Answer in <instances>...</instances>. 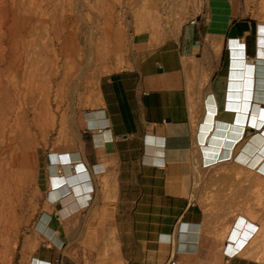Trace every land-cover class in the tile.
I'll list each match as a JSON object with an SVG mask.
<instances>
[{
    "label": "crops",
    "instance_id": "obj_1",
    "mask_svg": "<svg viewBox=\"0 0 264 264\" xmlns=\"http://www.w3.org/2000/svg\"><path fill=\"white\" fill-rule=\"evenodd\" d=\"M249 11L204 0L100 80L53 151L69 164L49 165L21 264H264V152L242 151L264 140V22Z\"/></svg>",
    "mask_w": 264,
    "mask_h": 264
},
{
    "label": "rangeland",
    "instance_id": "obj_2",
    "mask_svg": "<svg viewBox=\"0 0 264 264\" xmlns=\"http://www.w3.org/2000/svg\"><path fill=\"white\" fill-rule=\"evenodd\" d=\"M240 4L264 22V0ZM203 6L204 0H0V264L22 263L27 236L50 201L48 155L73 142L100 80L128 65L138 39L165 36Z\"/></svg>",
    "mask_w": 264,
    "mask_h": 264
},
{
    "label": "bare ground",
    "instance_id": "obj_3",
    "mask_svg": "<svg viewBox=\"0 0 264 264\" xmlns=\"http://www.w3.org/2000/svg\"><path fill=\"white\" fill-rule=\"evenodd\" d=\"M264 140H263V137H253V138H251V140L250 141H248V143L246 144V145H244V147L242 148V151H244V152H246V153H250V154H252V153H254L255 151H257V156H259V154H263V152H264V145H263V142ZM263 150V151H262ZM240 153V152H239ZM240 155V154H239ZM245 155V154H244ZM251 156V155H250ZM244 158H245V156H243ZM243 157L242 156H240L239 157V160L241 161V162H243L244 161V159H243ZM52 161L54 162V163H57V164H61V165H64V164H69V161L68 160H63V159H61V161H57V159L55 158V157H53V155H52ZM253 158H255V156L253 157ZM252 157H251V159H249V163L248 164H250V165H253L255 162H256V160H254ZM237 159V158H236ZM262 166L260 165V167L259 168H261ZM258 168V169H259ZM49 176V175H48ZM82 184H79L78 185V187H77V189H75V188H73V189H69V194L67 195L68 197H71V198H73V200H74V197L75 196H78L82 191H83V188H82ZM81 190H80V189ZM65 189V188H64ZM67 189V188H66ZM65 191H67V190H65ZM66 196V197H67ZM70 204V203H69ZM73 205V204H72ZM67 206V205H66Z\"/></svg>",
    "mask_w": 264,
    "mask_h": 264
},
{
    "label": "built area",
    "instance_id": "obj_4",
    "mask_svg": "<svg viewBox=\"0 0 264 264\" xmlns=\"http://www.w3.org/2000/svg\"><path fill=\"white\" fill-rule=\"evenodd\" d=\"M264 124H262L263 126ZM247 129H251L250 127H247ZM48 163L49 165H52L54 162L52 161V158H51V154L48 155ZM89 201H91V198L88 199V201L86 202V205H88ZM49 264V263H48Z\"/></svg>",
    "mask_w": 264,
    "mask_h": 264
}]
</instances>
